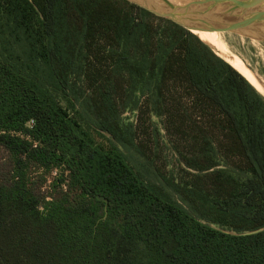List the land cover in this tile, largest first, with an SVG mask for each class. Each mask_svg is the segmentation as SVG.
<instances>
[{"label":"trees","instance_id":"trees-1","mask_svg":"<svg viewBox=\"0 0 264 264\" xmlns=\"http://www.w3.org/2000/svg\"><path fill=\"white\" fill-rule=\"evenodd\" d=\"M125 111L162 119L185 177L136 171ZM0 149V264H264V95L134 2L0 0Z\"/></svg>","mask_w":264,"mask_h":264},{"label":"rangeland","instance_id":"rangeland-1","mask_svg":"<svg viewBox=\"0 0 264 264\" xmlns=\"http://www.w3.org/2000/svg\"><path fill=\"white\" fill-rule=\"evenodd\" d=\"M148 1L149 3L155 5L157 9L159 8V11H169L168 6L162 0ZM172 2L176 4V2ZM235 16V18L224 19L218 17L217 15H215V19H213L212 16L205 17L204 15H199L198 17L210 21L215 27L218 28L221 26H227L229 22L231 23L232 21H235L238 18L242 17V14L235 13ZM211 19L213 21H211ZM217 32L219 33L221 40L228 46L229 50L236 54L239 58H241L244 63L255 72L257 77L263 80L264 83V41L259 37H255L252 34V30H248L246 28ZM227 60L232 63L238 70L243 71L244 68H241V66L243 67L242 63H240V65L229 59ZM77 82L79 85H82L83 78L77 77ZM60 100L63 105H68V102L65 98L62 97L60 98ZM76 107L87 120H89L91 123L94 122L90 120L91 114L81 101L76 102ZM122 120L124 127H130L133 125V129H135L137 132L136 138H138V140H143L146 149L145 153L148 156H151L150 158L153 159L151 160L147 156H143L142 154L138 153L133 147H122V150L127 155L128 161L131 163V165L134 166L136 171L144 179L149 181L151 180L157 183H165L162 181V177L159 173L160 170L157 169V166H159L161 168V172H163V174L168 176V178L170 179L180 181L183 177H185V174L180 169L178 157L165 136L162 119L160 117L156 115L152 116L153 123L148 122L150 125L149 129H143L144 125H140L138 112L131 113L125 111L122 115ZM93 134L95 135L98 142H103L105 144L107 143L108 138L106 140L94 131ZM7 159V152L0 149V167ZM35 171L36 170H34L33 172ZM37 174H44V171L38 170L34 175ZM53 175L52 173L46 174L47 182L45 183L43 190L48 191L50 189V185L53 181ZM173 194L175 198L179 200V195L175 192H173Z\"/></svg>","mask_w":264,"mask_h":264},{"label":"water","instance_id":"water-1","mask_svg":"<svg viewBox=\"0 0 264 264\" xmlns=\"http://www.w3.org/2000/svg\"><path fill=\"white\" fill-rule=\"evenodd\" d=\"M129 1L148 9L158 16L171 19L193 33L196 29L232 31L246 28L252 30L255 37H259L264 41V0H190L184 5L175 4L171 0H162L169 8L167 12L159 11L148 0ZM235 13L242 14V17L231 23L229 22L227 26L218 28L210 21L198 17L199 15L211 17L213 14L222 19L235 18ZM99 199L108 203V200L103 196H99ZM261 230L262 228L246 232V234L257 233Z\"/></svg>","mask_w":264,"mask_h":264},{"label":"bare ground","instance_id":"bare-ground-1","mask_svg":"<svg viewBox=\"0 0 264 264\" xmlns=\"http://www.w3.org/2000/svg\"><path fill=\"white\" fill-rule=\"evenodd\" d=\"M172 1L176 2V4L178 5H184L190 0H172ZM212 18L215 19L216 18L215 15L212 14ZM194 32L198 34L206 43L210 44L221 57L223 58L225 57L231 61H234L236 62V64L242 63L243 67L241 66V68L242 69L244 68L243 71L238 70L232 63L231 64L239 72H241L264 95L263 80L257 77L255 72L251 68H249L241 58H239L236 54H234L233 52L229 50L228 46L221 40L219 33L217 31L196 29L194 30Z\"/></svg>","mask_w":264,"mask_h":264},{"label":"built area","instance_id":"built-area-1","mask_svg":"<svg viewBox=\"0 0 264 264\" xmlns=\"http://www.w3.org/2000/svg\"><path fill=\"white\" fill-rule=\"evenodd\" d=\"M53 174L56 175V174H57V170H55V171L53 172Z\"/></svg>","mask_w":264,"mask_h":264}]
</instances>
